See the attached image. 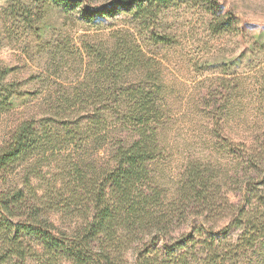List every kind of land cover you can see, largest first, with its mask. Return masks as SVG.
Returning a JSON list of instances; mask_svg holds the SVG:
<instances>
[{"label":"trees","instance_id":"trees-1","mask_svg":"<svg viewBox=\"0 0 264 264\" xmlns=\"http://www.w3.org/2000/svg\"><path fill=\"white\" fill-rule=\"evenodd\" d=\"M36 1L74 10L96 29L119 13L134 24L112 30L107 41L87 50L85 77L53 98L56 105L47 96L49 103L28 114L0 146V264L186 263L184 252L165 243L177 225L201 236L203 214L194 215L196 224L183 215L214 202H224L228 211L221 233H232V246L249 255L238 264H260L254 259L264 251V135L252 147L242 144L246 152L220 178L208 164L188 161L171 194L154 169L165 109L160 63L143 46L162 41L155 23L172 0ZM4 95L0 107L13 94ZM70 116V126L49 124ZM66 133L85 136V161L69 163L48 149ZM44 167L49 178L33 184ZM58 173L64 176L57 187ZM227 179L236 188L221 197L218 187Z\"/></svg>","mask_w":264,"mask_h":264},{"label":"rangeland","instance_id":"rangeland-1","mask_svg":"<svg viewBox=\"0 0 264 264\" xmlns=\"http://www.w3.org/2000/svg\"><path fill=\"white\" fill-rule=\"evenodd\" d=\"M91 1L100 5L111 0ZM131 24V17L119 13L96 29L76 11L51 1L0 0V98L5 92L13 94L9 105L0 107V146L28 114L49 103L47 96L56 105L53 98L69 93L85 77L87 50L107 41L112 30ZM155 27L162 41L143 46L160 63L165 109L154 169L171 194L188 161L208 164L220 178L234 170L241 150L246 152L242 144L252 147L264 135V0H172L160 10ZM80 108L85 111L84 99ZM72 119L52 118L49 124L70 126ZM68 134L48 149L69 163L85 161V136ZM48 173L44 167L43 176L31 182L43 185ZM58 174L57 187L63 173ZM218 188L222 197L236 184L227 179ZM214 204L186 209L183 215L196 224L194 215L203 214L207 225L201 236L191 237L184 225H177L165 243L186 254L182 264L248 260L247 253L232 246L233 234L221 233L226 204ZM254 260L264 264V251Z\"/></svg>","mask_w":264,"mask_h":264}]
</instances>
